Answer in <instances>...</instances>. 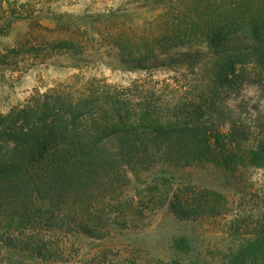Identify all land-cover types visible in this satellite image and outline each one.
Here are the masks:
<instances>
[{
    "label": "trees",
    "instance_id": "obj_1",
    "mask_svg": "<svg viewBox=\"0 0 264 264\" xmlns=\"http://www.w3.org/2000/svg\"><path fill=\"white\" fill-rule=\"evenodd\" d=\"M52 1L0 0V23L31 29L22 45L0 52L4 68L22 54L64 51L75 60L107 56L140 76L129 85L101 77L60 84L0 111L3 244L49 259L56 252L37 230L100 237L97 200L122 196L145 171L264 167V0H137L161 12L150 31L103 8L118 0H92L101 6L78 16L55 13ZM43 18L64 31L45 37ZM102 41L110 50L88 48ZM133 204L119 202L115 212ZM170 207L186 220L215 212L179 199ZM232 262L264 264V225Z\"/></svg>",
    "mask_w": 264,
    "mask_h": 264
},
{
    "label": "rangeland",
    "instance_id": "obj_2",
    "mask_svg": "<svg viewBox=\"0 0 264 264\" xmlns=\"http://www.w3.org/2000/svg\"><path fill=\"white\" fill-rule=\"evenodd\" d=\"M48 4L44 11L48 10ZM101 4L92 0L50 3L55 13L75 16L86 11L93 13ZM107 5L103 8L113 6L110 13H119L142 31L154 29L161 15L160 10L144 7L137 0L109 1ZM61 25L56 22L47 25L50 28L42 33L54 37L64 31ZM30 30L27 22H16L11 28L0 23V52L22 45ZM102 47L110 50L103 41L88 45L91 50ZM86 59L75 60L64 51H54L51 56L26 53L10 58L19 62L16 68L0 64V111L7 112L25 103L37 90L45 91L60 84L75 88L91 77H101L111 83L129 85L140 76L107 56ZM157 74L159 78L167 76L164 70ZM250 92L253 94V90ZM159 169L145 171L137 179L133 177V182L119 193L122 196L105 201L108 205L103 198L97 200L95 207L104 217L100 237L68 228L37 230L35 237L46 238L56 252L49 259L5 245L0 237V264H233L234 254L264 225V167L238 173H230L213 163L163 172ZM120 198L119 202L126 204L134 199L135 204L116 213L115 205L119 203L116 200ZM178 199L193 208L197 204L213 205L215 212L188 220L178 218L170 207Z\"/></svg>",
    "mask_w": 264,
    "mask_h": 264
}]
</instances>
